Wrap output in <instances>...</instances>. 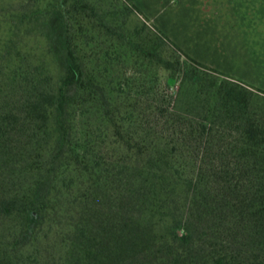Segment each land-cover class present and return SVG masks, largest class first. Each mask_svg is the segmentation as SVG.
I'll return each mask as SVG.
<instances>
[{"label": "trees", "instance_id": "trees-1", "mask_svg": "<svg viewBox=\"0 0 264 264\" xmlns=\"http://www.w3.org/2000/svg\"><path fill=\"white\" fill-rule=\"evenodd\" d=\"M19 5H0V264L38 262L31 226L65 205L93 214L63 233L78 264L118 254L119 264H264V123L253 91L207 83L201 68L226 74L155 25L114 31L109 15L103 35L142 60L126 53L122 66L147 71L102 72L83 54L101 45L91 0ZM56 15L57 46L45 31ZM155 70L179 83L175 95L142 80ZM101 185L111 203L99 200Z\"/></svg>", "mask_w": 264, "mask_h": 264}, {"label": "rangeland", "instance_id": "rangeland-1", "mask_svg": "<svg viewBox=\"0 0 264 264\" xmlns=\"http://www.w3.org/2000/svg\"><path fill=\"white\" fill-rule=\"evenodd\" d=\"M19 1L20 0H4L3 3L2 0H0V5L1 7L2 5H4L9 9L10 8L15 9L21 7L19 5ZM139 2H142L143 4H148V2L151 3V0H139ZM177 2L175 3L177 4ZM31 4H33V2H31ZM91 5H94L95 11L97 13L95 15V18L98 25V30L96 32L97 35L96 34L95 35H96V41L100 40L101 45L99 47H97V44L89 46L88 48L86 47V50L83 52V54H85V57L86 58L91 57L93 59L92 60L93 62L94 61L103 62V66L101 67L102 72L107 67L112 72L113 76L118 75V72L122 70L123 72L127 70L128 75H133L136 69L144 72L147 71L146 66L142 68L140 67L134 68L132 67V65L128 66L129 64L127 63H126L127 66H122L124 62L121 61V55L123 56L126 53H127L126 56L131 58L132 60L131 63H136V62L142 63V60L136 61L135 58H132L130 55L131 54L130 49H128L125 46L121 47L120 45H118L116 39H110L108 41L105 35H103L104 28L102 26L103 23L102 16L105 17L109 15V17L105 19V23L111 26L114 29V31H117L119 33L127 34L129 30H132L136 26H139L140 28H147V31H151L155 33L157 31L154 25L157 26L159 29H161L156 23L155 14H153V17L150 18V16L147 15L142 10L145 13V15L148 16V18L150 19L149 20L145 18V16L137 13L134 9H132L131 6L125 0H91ZM62 24H63V19L61 18V16L56 15L51 17V19L48 21L45 27L47 36L49 37L50 40L55 42L56 46H57V38L61 31ZM205 33H206L205 31H200L201 40H199L198 42L201 41L202 43V41H204ZM218 34L219 31H214V37L212 38L214 42L217 44L219 43ZM204 48L205 47L203 44H200L198 48L194 47V49L192 50L194 52L193 53L194 56L191 55V57L211 68L218 69L222 73L226 74L219 76V74H217L216 72L201 68L202 71L208 76V79L206 80L207 83H210L212 80L215 79V77H217L219 78L218 83H220L222 79H227L231 82L239 83L242 86L252 90L254 93L253 96L254 98L252 101V108H253L252 111H254V113L257 112L258 114L255 116V118L261 119V121L264 123V92L261 91L264 90V86L248 83L241 78H237L233 76L232 73L229 74L227 72L220 70L217 66H214V63H211V61L207 60V58L210 57L209 54L204 51ZM184 51L186 50L184 49ZM126 56H124L123 58L126 59ZM201 56L202 58L199 60L198 57ZM216 57L219 58V54H217ZM182 61H187V59L183 57ZM216 64L218 65L219 63L217 62ZM150 74L152 75V77L151 75H146L145 73H143V76L145 78L143 77L142 80L148 82L147 86L153 87L154 91H158V92L163 91L166 94L168 92H171L174 95L177 93L179 89V83L173 80L169 81L166 73L164 74L161 71L156 72L155 70V72L153 73L150 71ZM194 119L198 120L199 118H194ZM223 119L224 118L221 117L219 118V121ZM105 128L106 127L104 126V129ZM232 134L233 133L231 132H227L228 136H231ZM106 188L107 187L105 185H101L100 189L98 187L99 200L106 201L107 203H111V201H113V199L115 198V197H111L114 191H111L109 187L108 188L110 191L107 190ZM117 206H119V202L118 204L115 203L117 212H119ZM66 208L67 205L63 206L62 209L55 211V213L51 215V218H48L41 223L38 219H36L33 225L31 226V230L33 231L34 237L30 236L31 238L30 240H28L27 249L35 253L38 257V262L34 264H63L62 259L68 260L66 264H78L82 261L81 255H79L80 252L77 251V247H75L71 251H68V249L64 248V246L62 245L63 233L70 230V225L72 223L87 221L89 217L93 216V214H88L91 213L90 210H85L83 208H78V207H73L72 212L69 213L68 210L70 208L67 209V211ZM71 215L75 217L76 221L71 220L70 218ZM5 228L8 230L7 226H5ZM120 256L121 255L119 254L117 256H114L113 261L107 262L106 264H119L118 259L120 258ZM88 261L90 262V264H95L92 261V258H89Z\"/></svg>", "mask_w": 264, "mask_h": 264}, {"label": "crops", "instance_id": "crops-1", "mask_svg": "<svg viewBox=\"0 0 264 264\" xmlns=\"http://www.w3.org/2000/svg\"><path fill=\"white\" fill-rule=\"evenodd\" d=\"M134 1L150 18L155 14L157 25L188 54L194 56V47L203 44L214 66L264 86V0ZM200 31L206 32L202 43ZM214 31H219L218 44Z\"/></svg>", "mask_w": 264, "mask_h": 264}]
</instances>
